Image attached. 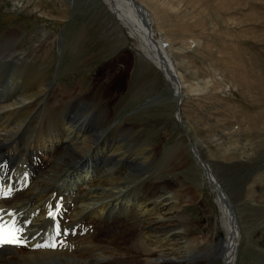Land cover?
Wrapping results in <instances>:
<instances>
[{
	"label": "bare ground",
	"instance_id": "6f19581e",
	"mask_svg": "<svg viewBox=\"0 0 264 264\" xmlns=\"http://www.w3.org/2000/svg\"><path fill=\"white\" fill-rule=\"evenodd\" d=\"M104 2L126 38L137 41L138 51L156 65L173 98L182 102L179 63L167 39L156 37V17L141 3L143 13L133 0ZM55 35L45 27L38 39L27 42H20L17 31L0 39L11 51L2 55L0 50V73L20 71L10 86L0 84V171L20 187L0 201V211L8 215L12 210L30 239L24 248L2 247L0 264H201L211 255L219 264H236L242 229L237 208L225 182L203 157V145L183 112L179 117L189 145L180 154L189 152L204 182L219 193L223 232L218 242L215 218L206 216L211 221L202 231L200 221H192L185 210L201 194L158 180V157H172L178 149L167 146L163 154L139 123L113 119V95L105 83L86 90L64 86L58 93L56 85L44 84L42 69L50 62ZM18 79L25 81L24 87ZM60 198L65 210L54 222L46 214ZM179 223L184 226L178 229ZM66 229L69 233L57 250L36 247L63 236ZM255 264H264V257Z\"/></svg>",
	"mask_w": 264,
	"mask_h": 264
},
{
	"label": "rangeland",
	"instance_id": "374dc122",
	"mask_svg": "<svg viewBox=\"0 0 264 264\" xmlns=\"http://www.w3.org/2000/svg\"><path fill=\"white\" fill-rule=\"evenodd\" d=\"M138 1L156 17V37L167 39L179 63L180 103L156 65L138 51L137 41L126 38L104 0H0V39L17 31L20 42H27L45 27L56 33L50 62L42 69L44 84L56 85L58 93L64 86L86 90L105 83L113 95V119L139 123L163 154L167 146L178 149L172 157H158V180L201 194L185 210L200 221L199 230L215 218L218 242L219 193L204 182L190 153L180 154L189 145L182 111L237 208L242 229L236 264H255L264 257V0ZM0 50L11 54L10 48L0 45ZM18 74L0 73V84L10 86ZM17 82L25 86L23 79ZM205 260L201 264H219L214 255Z\"/></svg>",
	"mask_w": 264,
	"mask_h": 264
},
{
	"label": "snow or ice",
	"instance_id": "6c2138e0",
	"mask_svg": "<svg viewBox=\"0 0 264 264\" xmlns=\"http://www.w3.org/2000/svg\"><path fill=\"white\" fill-rule=\"evenodd\" d=\"M9 192H3L0 191V195H9ZM58 215L55 211L50 212L49 216L55 219V217ZM57 228H59V225H57ZM22 233L23 228L17 226L16 221H12L11 223H8L3 220V217L0 216V247H4L7 245H14V246H20L23 244L22 239ZM55 247V245H52Z\"/></svg>",
	"mask_w": 264,
	"mask_h": 264
},
{
	"label": "water",
	"instance_id": "95a60500",
	"mask_svg": "<svg viewBox=\"0 0 264 264\" xmlns=\"http://www.w3.org/2000/svg\"><path fill=\"white\" fill-rule=\"evenodd\" d=\"M133 2L137 3V1H136V0H133ZM140 6H141V8H142V5H141V4H140ZM143 12H144V10H143Z\"/></svg>",
	"mask_w": 264,
	"mask_h": 264
}]
</instances>
